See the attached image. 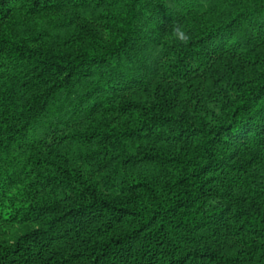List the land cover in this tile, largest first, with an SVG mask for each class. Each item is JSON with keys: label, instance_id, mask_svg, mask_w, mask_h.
Here are the masks:
<instances>
[{"label": "trees", "instance_id": "1", "mask_svg": "<svg viewBox=\"0 0 264 264\" xmlns=\"http://www.w3.org/2000/svg\"><path fill=\"white\" fill-rule=\"evenodd\" d=\"M0 264H264V0H0Z\"/></svg>", "mask_w": 264, "mask_h": 264}, {"label": "clouds", "instance_id": "2", "mask_svg": "<svg viewBox=\"0 0 264 264\" xmlns=\"http://www.w3.org/2000/svg\"><path fill=\"white\" fill-rule=\"evenodd\" d=\"M171 35L175 41H178L183 45H189L192 42L190 32L182 25H173Z\"/></svg>", "mask_w": 264, "mask_h": 264}]
</instances>
